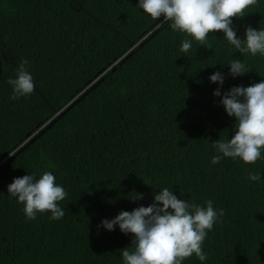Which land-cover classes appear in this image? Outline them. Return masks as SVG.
<instances>
[{"label":"trees","instance_id":"trees-1","mask_svg":"<svg viewBox=\"0 0 264 264\" xmlns=\"http://www.w3.org/2000/svg\"><path fill=\"white\" fill-rule=\"evenodd\" d=\"M137 4L0 0V264H123L132 234L101 221L149 206L163 188L225 211L204 241L209 258L183 264H264V158L211 163L212 143L235 132L220 100L264 80V56L241 54L222 32L209 33L211 49L192 40L182 53L192 38ZM232 26L241 39L247 26L264 29V0ZM24 59L35 90L13 101L7 81ZM233 59L250 71L228 75ZM216 71L222 87L209 80ZM45 171L68 193L65 215L28 220L8 185Z\"/></svg>","mask_w":264,"mask_h":264},{"label":"clouds","instance_id":"clouds-1","mask_svg":"<svg viewBox=\"0 0 264 264\" xmlns=\"http://www.w3.org/2000/svg\"><path fill=\"white\" fill-rule=\"evenodd\" d=\"M257 4L258 0H138L137 6L153 21L170 22L173 31L192 38L181 42L182 53H189L192 40L211 49L209 33L222 32L229 44L241 54L254 57L257 54L264 56V29L247 26L241 39L232 25L234 18H243L247 10ZM28 64L27 59L22 60L15 69L16 77L8 79L7 83L12 88L10 100L16 101L34 92L35 83ZM227 65L228 75L233 78L250 71L239 59H233ZM209 80L222 87L225 76L216 71ZM213 95L220 97V88ZM220 104L229 117L235 118V132L228 140L219 139L212 143L217 154L211 163L230 158L251 165L264 158V80L247 87L233 86L223 94ZM247 178L259 181L261 176L249 172ZM7 192L23 205V213L28 220L49 212L52 220H60L65 215L59 202L68 193L56 183L52 172L45 171L38 179L30 174L14 178ZM130 199L142 200L143 194L136 193ZM205 205L178 199L173 191L163 188L154 194V201L149 206H139L130 212L121 211L111 220H102L100 226L108 231L118 226L122 233L132 234L130 247L121 250L123 264H183L193 254L200 261H205L209 257L203 251L204 241L208 232L225 215L223 209H214L211 200Z\"/></svg>","mask_w":264,"mask_h":264}]
</instances>
